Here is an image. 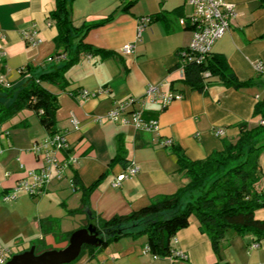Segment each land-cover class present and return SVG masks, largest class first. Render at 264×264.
<instances>
[{
    "label": "crops",
    "instance_id": "crops-1",
    "mask_svg": "<svg viewBox=\"0 0 264 264\" xmlns=\"http://www.w3.org/2000/svg\"><path fill=\"white\" fill-rule=\"evenodd\" d=\"M226 1L236 6L237 15L212 52L224 55L240 80L259 83L235 89L217 81L201 92L183 81L184 71L178 66V50L187 47L193 37L192 30L180 22L191 14L186 0H72L75 27L111 18L90 29L85 38L87 44L111 54H83L66 72L65 82H42L57 96L56 128L67 134L70 144L64 155L75 158L66 177L56 179L44 194L33 197L22 192L11 202L3 201V195L27 177L29 170L41 167L32 147L48 132L29 108L7 120L0 113V251L19 253L38 240L48 247H65L71 232L94 222L93 213L96 218L109 219L173 195L189 180L179 170L174 145L191 159H204L223 149L224 139L238 137L239 123H259L253 113L256 103L264 99V74L256 69V63L264 61V4L261 0ZM129 3L130 9L125 10ZM55 8L56 0H0V73L6 81L17 84L27 67L49 70L58 61H49L57 53L58 29L49 17ZM144 15H150L152 22L137 39L138 19ZM34 28L41 42L30 45L22 32ZM135 41L132 54L121 52L126 43ZM150 85L184 95L166 108L160 103L145 105L144 117L157 119L159 131H138L107 119L97 120L117 102L143 96ZM83 89L106 92L84 99L80 97ZM73 117L78 119L79 129L73 126ZM217 129L224 133L216 135ZM165 140H171V145H165ZM119 155L126 162L135 161L140 171L114 187L112 181L125 168V162L111 165ZM260 164L259 190L264 189V151ZM75 175L77 187L71 182ZM102 175L105 178L87 195L85 211L73 213L82 206L84 188ZM255 215L264 220V207ZM45 218L57 220V228L44 231L41 220ZM256 242L258 246L253 247ZM146 245V236H127L104 248L88 249L69 264H264V237L257 240L253 234L229 231L220 251L215 252L195 216L171 243L172 249L186 252L187 259L155 258L145 251Z\"/></svg>",
    "mask_w": 264,
    "mask_h": 264
},
{
    "label": "trees",
    "instance_id": "trees-1",
    "mask_svg": "<svg viewBox=\"0 0 264 264\" xmlns=\"http://www.w3.org/2000/svg\"><path fill=\"white\" fill-rule=\"evenodd\" d=\"M261 1L264 4V0ZM71 3L72 0H56V8L49 15L58 29L55 56L64 54L65 57L49 70L27 67V70L22 71L23 77L17 84L10 87L0 85L1 119L7 120L16 112L29 108L36 112L48 134L56 133L59 103L57 96L45 88L42 82H65L66 72L80 61L83 54H111L110 51L95 48L85 42L90 29L111 18L75 27ZM131 4H127L124 9H130ZM178 66L184 71L183 81L201 92H205L210 84L217 81L235 89L259 83L253 79L240 80L227 58L213 52L201 63L192 60L183 64L179 61ZM253 116L260 118L258 124L239 123L238 137L233 141L224 139L223 149L214 151L204 159H191L181 147L174 145L172 150L178 156L179 170L185 173L188 182L175 194L158 197L149 205L126 215L104 219L96 218L93 213V224L104 241L98 247L85 246L81 255L88 249L104 248L123 237L146 236L153 255L171 258L172 239L181 229L189 226L191 216H195L201 230L208 233L215 252L220 251L221 241L229 231L253 234L257 240L263 238L264 220L256 218L255 213L264 207V189L257 188L262 178L260 156L264 151V123L261 122L264 120V99L256 103ZM118 161L125 162V167L128 164L124 156L119 155L111 165ZM104 178L105 175H102L90 187L84 188L82 206L73 213L85 211L88 207L87 195ZM72 180L77 187V176ZM41 226L44 231L55 230L58 221L45 218L41 220ZM33 245L38 253L48 249L44 240H38Z\"/></svg>",
    "mask_w": 264,
    "mask_h": 264
},
{
    "label": "built area",
    "instance_id": "built-area-1",
    "mask_svg": "<svg viewBox=\"0 0 264 264\" xmlns=\"http://www.w3.org/2000/svg\"><path fill=\"white\" fill-rule=\"evenodd\" d=\"M186 3L191 8V14L188 18H182L180 22L192 30L193 37L187 47L178 50V57L183 64L192 60L201 63L211 54L215 43L230 29L231 21L237 15V9L234 4L228 3L226 0H186ZM151 22L152 17L150 15L139 17L137 39L141 38L142 33ZM22 36L30 45H37L41 42L36 28L23 31ZM135 47L136 41L126 43L122 47L121 52L123 54H132ZM0 54H3V52H0ZM64 57V54L54 55L49 57V61L60 60ZM256 69L264 74V61H258ZM0 85L10 87L12 84L6 81L4 75L0 73ZM105 92V89L95 91L83 89L80 92V97L89 99ZM183 98L184 95L180 92H164L157 85H150L143 96L117 102L105 115L97 116V120L102 122L107 119L123 126H132L138 131H159L160 123L157 119H146L144 117L145 105L147 103H160L163 108H166L173 101ZM137 102L140 104L139 107L134 106ZM261 122L264 123V120ZM72 124L75 129H79V121L75 117L72 118ZM223 133V129L215 131L218 136ZM171 143V140L164 141L167 146L171 145ZM69 148L70 144L67 134L61 131L48 134L45 138L36 141L33 144L32 151L42 162L41 167L29 170L27 177L20 179L11 191L3 195V201L11 202L17 199L22 192H27L31 196L37 197L44 194L56 179L66 177L67 170L75 161L73 156L64 155ZM60 154H63L64 157H60ZM139 171L140 169L135 161H129L126 167L114 178L112 185L114 187L121 186L125 180L138 174ZM71 182L74 184L72 179ZM257 246V242L253 244V247ZM145 251H151L148 244L145 247ZM11 255L10 249L1 250L0 264L6 263ZM153 256L158 258L155 255ZM171 258L187 259L188 255L183 250L172 249Z\"/></svg>",
    "mask_w": 264,
    "mask_h": 264
},
{
    "label": "water",
    "instance_id": "water-1",
    "mask_svg": "<svg viewBox=\"0 0 264 264\" xmlns=\"http://www.w3.org/2000/svg\"><path fill=\"white\" fill-rule=\"evenodd\" d=\"M104 237L100 236L93 223L73 231L68 244L59 249L36 252V246L13 254L4 264H69L75 261L85 246H100Z\"/></svg>",
    "mask_w": 264,
    "mask_h": 264
},
{
    "label": "rangeland",
    "instance_id": "rangeland-1",
    "mask_svg": "<svg viewBox=\"0 0 264 264\" xmlns=\"http://www.w3.org/2000/svg\"><path fill=\"white\" fill-rule=\"evenodd\" d=\"M47 247H48V246H47ZM61 248H63V247H61ZM48 249H59V247H57V246L54 245V246H52V247L49 246ZM11 256H12V255H11ZM11 256H10V257H11ZM9 259H10V258H9Z\"/></svg>",
    "mask_w": 264,
    "mask_h": 264
}]
</instances>
